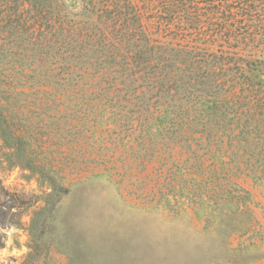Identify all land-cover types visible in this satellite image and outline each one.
<instances>
[{"label":"trees","instance_id":"obj_1","mask_svg":"<svg viewBox=\"0 0 264 264\" xmlns=\"http://www.w3.org/2000/svg\"><path fill=\"white\" fill-rule=\"evenodd\" d=\"M78 1L0 0V147L11 168L54 200L66 187L50 161L82 175L99 125L109 136L121 126L122 167L134 159L150 178L154 165L160 201L177 178L190 201L219 210L246 191L236 178L264 186V0ZM59 119L74 133L54 150ZM103 157L92 177L110 169ZM11 196L0 180V231L21 225Z\"/></svg>","mask_w":264,"mask_h":264},{"label":"rangeland","instance_id":"obj_2","mask_svg":"<svg viewBox=\"0 0 264 264\" xmlns=\"http://www.w3.org/2000/svg\"><path fill=\"white\" fill-rule=\"evenodd\" d=\"M63 1L78 8V0ZM59 120L54 150L60 136L71 140L74 133ZM122 130L113 127L109 136L99 125L97 141L90 143L98 145L82 175L70 169L61 173L69 167L54 157L50 162L66 188L51 201V191L29 171L11 168L0 147V180L22 217L20 226L0 231V264H264L262 184L236 178L249 193H235L233 204L219 210L211 200L190 201L188 182L177 178L169 197L160 201L157 191H150L154 165L150 178L134 159L133 168L122 167ZM104 138L114 142L108 151L98 147ZM182 150L188 148H178ZM105 153L110 169L92 177Z\"/></svg>","mask_w":264,"mask_h":264}]
</instances>
